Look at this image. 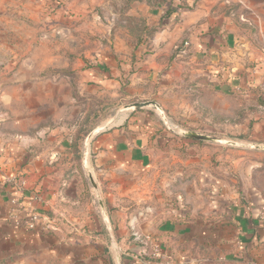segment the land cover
<instances>
[{
  "label": "crops",
  "instance_id": "0c3cea01",
  "mask_svg": "<svg viewBox=\"0 0 264 264\" xmlns=\"http://www.w3.org/2000/svg\"><path fill=\"white\" fill-rule=\"evenodd\" d=\"M128 1L126 14L155 27L149 39L143 26L135 42L125 32L113 51L96 50L89 34L80 51L42 33L15 75L0 81V264H264V186L245 185L218 219L182 209L136 214L128 191L173 139L168 146L144 112L119 123L110 114L162 94L166 80L169 94L181 85L185 97L199 92V105L185 98L184 115L194 105L198 117L189 118L199 124L237 126L239 92L264 83L262 43L235 16L233 4L243 1ZM254 125L264 140V121ZM96 127L86 166L85 141ZM185 145L196 153L201 144ZM33 212L51 224L30 228Z\"/></svg>",
  "mask_w": 264,
  "mask_h": 264
},
{
  "label": "rangeland",
  "instance_id": "374dc122",
  "mask_svg": "<svg viewBox=\"0 0 264 264\" xmlns=\"http://www.w3.org/2000/svg\"><path fill=\"white\" fill-rule=\"evenodd\" d=\"M242 1L241 7L233 4L236 6L235 16L246 25L250 38L262 43L264 6L260 8L253 4L258 0ZM129 4L128 0H90L86 7L82 0H0V81L15 75L27 54L33 50V45L39 43L42 33L48 35L46 38L63 37V45L68 50H85L82 44L89 34L90 49L100 50L106 44L113 51L119 37L125 32L135 42L136 34L141 32L144 22L141 17L126 14ZM153 30L155 27H146L143 37L149 39ZM72 36L78 37L77 42L81 43L77 47L69 45ZM263 84L250 87V91L239 92L237 126L199 124L198 119L189 118L198 117L194 105L192 114L184 115L185 107H189V101L185 103V98H192L199 105L198 91L185 97V86L181 85L178 86L181 89L179 94H169L166 80L164 87H159L162 94L153 97V91L145 100L159 102L166 119L159 110L152 108L133 111V115L144 112L155 133L165 136L166 142L169 141L168 146L170 139L173 141L168 152L159 155L155 166L137 179L135 186L128 191L130 197H127V205L131 210L136 211V214L141 210L168 214L182 209L218 219L222 217L220 211H226L235 198L243 196L245 185L255 181L264 186V140L255 138L253 133L255 122L264 121V110L258 107L264 105ZM175 96L176 114L168 108L174 105ZM131 102L122 103L111 111L113 117H119L115 123L123 121L125 114L130 112L121 108ZM190 129L234 141L235 144L192 141L182 135V131ZM185 141L199 143L200 148H197L196 153L188 152ZM188 198L190 202H187Z\"/></svg>",
  "mask_w": 264,
  "mask_h": 264
},
{
  "label": "water",
  "instance_id": "95a60500",
  "mask_svg": "<svg viewBox=\"0 0 264 264\" xmlns=\"http://www.w3.org/2000/svg\"><path fill=\"white\" fill-rule=\"evenodd\" d=\"M144 108H152L155 110H159L163 116L164 119H166L164 110L162 106L160 105L159 102L156 100H145V101H135L131 103H127L124 106H122L121 110H126V111H138ZM115 120L112 119L111 123H113ZM102 127H96L94 128L87 136L86 141H85V150H84V156H83V162L87 166V158L89 154V145L91 139L95 136V134L100 131ZM182 135L188 139H193L196 141H208V142H218V143H228L234 145V141H227L223 138L213 136V135H208L205 133H201L198 131L194 130H187V131H182ZM111 240L113 241L114 238L113 236L111 237Z\"/></svg>",
  "mask_w": 264,
  "mask_h": 264
},
{
  "label": "built area",
  "instance_id": "2783aa9c",
  "mask_svg": "<svg viewBox=\"0 0 264 264\" xmlns=\"http://www.w3.org/2000/svg\"><path fill=\"white\" fill-rule=\"evenodd\" d=\"M261 51H262V62L264 64V41L261 44ZM263 86H264V84H263ZM24 185H25V181L21 180L20 183L17 186V191L18 192L22 191ZM12 202H13L14 205H18L19 204V202L16 199H14ZM26 224L30 228H36V227L40 226L41 228L46 229L51 224V221L46 223L41 213L33 212L28 217V220H27ZM54 226H58L57 223H55ZM154 255L156 257H160L161 256L160 249H159L158 246L154 247ZM166 264H174V263H173V261H167Z\"/></svg>",
  "mask_w": 264,
  "mask_h": 264
},
{
  "label": "trees",
  "instance_id": "16d2710c",
  "mask_svg": "<svg viewBox=\"0 0 264 264\" xmlns=\"http://www.w3.org/2000/svg\"><path fill=\"white\" fill-rule=\"evenodd\" d=\"M143 26H144V25H143ZM144 27L146 28V26H144ZM145 28H144V29H145ZM262 106H264V105H262ZM83 177H84V176H82V181H83L84 183H86V187H87V185H88V184H87V180L85 179V177H84V178H83Z\"/></svg>",
  "mask_w": 264,
  "mask_h": 264
}]
</instances>
